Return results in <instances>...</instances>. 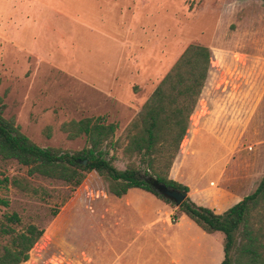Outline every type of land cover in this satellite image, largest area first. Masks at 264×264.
Masks as SVG:
<instances>
[{
    "label": "rangeland",
    "instance_id": "rangeland-1",
    "mask_svg": "<svg viewBox=\"0 0 264 264\" xmlns=\"http://www.w3.org/2000/svg\"><path fill=\"white\" fill-rule=\"evenodd\" d=\"M188 45L206 47L210 62L178 148L183 157L195 142L183 173L190 176V186L208 183L225 192L239 190L244 197L264 175L263 0H0L2 116L12 118L39 147L80 150L84 139L67 140L59 126L86 117L115 123L114 139L122 142L124 127ZM161 52L163 73L152 80L132 68L140 61L130 58L147 56L152 70ZM201 133L211 137L196 140ZM113 154V165L123 169L120 151ZM143 194L129 190L125 206L112 198L116 217L103 221L99 202L107 191L94 172L71 189L60 181L27 176L16 162L0 160V199L6 203L0 205V248L9 238L1 229L18 233L30 224L42 234L21 264H84L82 254L90 264L104 263L110 259L106 247L123 249L129 237L115 242L99 234L100 227H178L187 229L186 237L196 234L202 246H215L218 238L221 242L219 233L205 235L186 218L167 224V211ZM12 214L17 222L6 221ZM161 249L166 264L172 249L164 242ZM194 251L186 247L180 264ZM221 254L219 248V259Z\"/></svg>",
    "mask_w": 264,
    "mask_h": 264
},
{
    "label": "trees",
    "instance_id": "trees-1",
    "mask_svg": "<svg viewBox=\"0 0 264 264\" xmlns=\"http://www.w3.org/2000/svg\"><path fill=\"white\" fill-rule=\"evenodd\" d=\"M209 57L206 47L188 45L124 127L122 142L114 139L117 125L103 117L62 122L59 130L67 140L84 139L85 145L78 151L35 145L19 132L12 118L2 116L0 99V160L16 162L26 169L27 176L60 181L71 189L78 187L90 172L116 198L129 189H139L173 209L171 223L182 214L203 233H219V264H264V175L252 193L221 214L196 206L187 197L175 207L156 191V186L162 185L187 192L185 186L169 180L167 175L183 145L189 116L207 75ZM117 150L125 160L121 170L113 165ZM0 205L6 203L0 199ZM6 221L17 222V218L12 214ZM1 233L9 238L8 244L0 248V264H21L42 230L30 224L18 233L11 229H1Z\"/></svg>",
    "mask_w": 264,
    "mask_h": 264
},
{
    "label": "crops",
    "instance_id": "crops-1",
    "mask_svg": "<svg viewBox=\"0 0 264 264\" xmlns=\"http://www.w3.org/2000/svg\"><path fill=\"white\" fill-rule=\"evenodd\" d=\"M131 1H140V0H131ZM142 1L147 2L150 0H142ZM139 47L140 46H137V48H139ZM144 53H143V55H144ZM209 55H210V53H209ZM145 57H147V56L139 57L140 60H138L137 57H135V58L129 57L130 58L129 60L132 61V63H136L137 61H140V64L137 67H132L134 69H137V71L140 73L139 75H143V74H146L145 76L151 75L150 80H152L154 76H159L160 74L163 73V68H164V54H163V52L158 53V56L153 59V64L151 66L152 70H150V71L148 70L149 67H148V64L146 62V59H144ZM209 62H210V57H209ZM132 68L130 69V72H129L131 75H132V72H131ZM154 68L156 69V71L154 70ZM208 70H209V67H208ZM207 74H208V71H207ZM206 77H207V75H206ZM205 80H206V78H205ZM204 83H205V81H204ZM204 83H203V86H204ZM156 84H158V83H156ZM203 86H202V88H203ZM202 88H201V91H202ZM152 91H153V89H152ZM201 91H200V93H201ZM199 96H200V94H199ZM199 96H198V98H199ZM196 103H197V101H196ZM195 108H196V104H195V107H194L192 113L194 112ZM192 113H191V115H192ZM191 115L189 116V119H190ZM189 119H188V126H187L186 133H187L188 127H189ZM204 135L210 136L208 134L201 133V134H199V136H196V140H198V138L201 139ZM193 144H195V142L191 143L187 147V149H186L187 153H184L183 157L182 156L178 157L179 151H177V155L174 158V160L171 164V167L168 171L167 178L169 180H172L178 184L185 186L187 188L186 197L193 204H195L196 206H201V207L210 209L214 214H221L224 211H226L228 208H230L233 205H235L236 203H238L243 198L242 194L239 192V190L237 192H225L224 190L222 191V190H218L216 188H211L208 186V183H207V187H198L197 185H192V186L189 185L188 182L190 181V176L187 173H183V167H184V163L187 160V157L193 156V155H191V152L193 151V153L195 154V151L192 149ZM217 169L218 168H215L213 170L215 177L217 175L215 172ZM129 190H132V189H129ZM129 190H127V192ZM139 191H141V190H139ZM127 192L119 198H116V197L107 193L103 202L102 201L99 202L100 204H104L103 221L109 215L116 217L117 205L113 201L111 202L112 198L113 199H119V200H117L118 203H121V201H124L123 206H125V204L128 203ZM141 193L142 194L144 193L143 195L146 194L145 197H150V199H152L153 202L156 201L158 204L161 205V207L163 209H165L167 211L165 213L167 215L166 219H165L167 224L174 225V224L178 223V221L182 220L183 218H186L184 215L178 214L177 215L178 216L177 221L175 223H171L170 217L174 213L172 210H170L172 208H169L163 202L158 201L156 198H154L149 193H146L143 191H141ZM126 207H129V205ZM105 223H106V221H105ZM97 231L101 235L112 236V240L115 242L124 241V240H122V236L128 235V237H129V239H128L129 241H126L127 245L123 249L110 251L106 247L105 254L107 255V257L110 256V259L105 260L104 263L101 262V264H165L164 252L161 249V244L163 242L167 245H170L171 249H172V256L167 257L166 264H180V260L182 258H184L183 252H185L186 247H192L195 250L193 254L187 256L186 264H202V262L204 264H212V263L218 264V262L221 261V259H222V254H221V258L219 259V248L221 249L220 241H218L219 238L217 239L218 243L217 244L215 243V246H212L211 244H206V245L202 246L201 243H196V241H195L196 240V234H190L187 236L188 238L186 237L185 231H187V229H185V231H184L178 227H174V228H170L168 230H165V229H161V228L160 229H152L150 226L143 227L141 229H139L137 227L136 228H126V227L111 226V227L97 228ZM153 232H155V233H153ZM205 235H208V234H205ZM208 236H210V235H208ZM186 239H188V240H186ZM125 240H127V239H125ZM132 241H135V242H132ZM129 247H134V248L130 252H127L128 251L127 249ZM202 247H203L204 251H202V249H201ZM196 249H198L197 253H196ZM132 252H134V253H132ZM221 253H222V251H221ZM82 255H83L84 259L87 260V262H85L84 264H90L91 262H90L89 257L84 255V254H82Z\"/></svg>",
    "mask_w": 264,
    "mask_h": 264
},
{
    "label": "water",
    "instance_id": "water-1",
    "mask_svg": "<svg viewBox=\"0 0 264 264\" xmlns=\"http://www.w3.org/2000/svg\"><path fill=\"white\" fill-rule=\"evenodd\" d=\"M84 163V162H82ZM156 191L165 199L169 200L173 203L175 207H177L186 197V192H178L175 190L166 189L162 185L156 186Z\"/></svg>",
    "mask_w": 264,
    "mask_h": 264
}]
</instances>
